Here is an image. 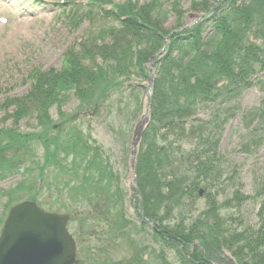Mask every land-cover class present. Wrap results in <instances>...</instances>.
Wrapping results in <instances>:
<instances>
[{
    "label": "trees",
    "instance_id": "1",
    "mask_svg": "<svg viewBox=\"0 0 264 264\" xmlns=\"http://www.w3.org/2000/svg\"><path fill=\"white\" fill-rule=\"evenodd\" d=\"M70 1L76 5L72 16L78 17L71 19L72 27L84 20L83 12L89 22L81 42L65 51L59 69H33L28 74L27 92L0 102V180L21 168L33 172L24 167V162L37 158L34 145L40 142L44 151L39 178H43L45 167H52L45 186L57 198L61 197L62 173L77 179L69 191L72 198L78 191L88 196L90 187L101 182L99 175L108 177L106 188L114 176L111 171L105 173L107 159L103 153L88 143L90 137L77 126L62 134L50 133V109L54 106L61 121L67 122L71 118L62 109L70 99H76L77 110H83L112 101L111 97L122 95L126 87L133 94L138 89L124 83L129 79L148 80L144 64L165 43L164 54L155 60L151 120L142 135L135 166L142 199L141 214L137 213L140 223L120 214L119 227L130 224L131 251L126 262L118 264H148L144 259L147 246L142 217L156 220L157 209L165 204L169 211L176 209L177 218L172 223L164 222L168 219L164 210L158 218L159 226L152 227L150 235L171 249L179 264H213L222 257L223 249L229 250L238 264H264V175H253L252 194H244L241 183L235 184L236 165L225 164L217 148L222 126L233 115L229 111L232 108L227 110L223 104L253 85L264 95V0H220L210 14L179 32L172 31L185 24L188 11L206 14L216 0ZM183 1L188 2L187 9ZM84 5L88 10H83ZM170 15L174 22L167 28L164 24ZM98 18L105 24L92 25ZM120 101L113 100V106L120 105ZM209 104L215 108L207 120H194L185 127V119L195 113L196 106ZM25 117H33L32 126L39 130L22 132L18 121ZM241 119L246 132L239 149L251 154L264 142V97L258 107L242 111ZM256 119L259 121L249 131ZM169 131L175 133L174 142L187 139L194 145L182 150L181 144L166 141L165 133ZM225 173V180L235 185L231 196L218 203L210 189ZM22 183L23 179L18 184L24 187ZM185 183L189 184L187 191ZM201 186L207 190L206 207L189 223L188 210L195 209ZM106 190L105 195L109 192ZM6 194L10 197L12 192ZM36 196L37 190L32 198ZM250 199H256L259 208L256 220L245 222L238 212ZM220 206L229 209L227 215L221 213ZM98 213L107 220L109 211ZM158 256L161 264H175L163 249Z\"/></svg>",
    "mask_w": 264,
    "mask_h": 264
},
{
    "label": "rangeland",
    "instance_id": "2",
    "mask_svg": "<svg viewBox=\"0 0 264 264\" xmlns=\"http://www.w3.org/2000/svg\"><path fill=\"white\" fill-rule=\"evenodd\" d=\"M123 1L125 0H114V2ZM59 2V0H0V101L6 96L25 93L29 86V81H27L26 77L33 69L60 68L64 52L81 42L82 35L85 34L89 22L85 18L76 27H71L70 18H67L62 13L63 7L70 3H62V6H58ZM87 9L88 7H84V10ZM96 22L99 25L105 24L104 20L98 18L97 21L92 22V25H95ZM171 24L172 19L169 20L166 27ZM142 83L146 85L147 82L143 81ZM262 94L257 87H252L231 101V103H227L228 107L233 108L237 113L223 126L221 134L218 136L217 148L226 157L227 164H236L239 168L236 181L239 180L242 183V191L245 194L252 192V170L254 169L253 171L264 175V143L256 153L249 156L238 150L240 142L238 132L244 128L238 131L240 124L239 112L242 109L257 106ZM119 95L118 93L117 97H111V100L116 101L121 99L120 106L115 104L112 107V101L107 100L94 114L88 112V114L79 115V117L74 116L78 101L70 99L64 106L63 111L66 112V115L71 116L72 120L64 122L62 127H64V131L73 129L75 126L82 128L85 133H88L95 139L92 143H96L102 147L103 151L107 154L111 167L118 174V185L122 189L124 201L122 208H125L130 217H134V206L132 204L135 203L136 196L134 197L130 194V184L133 180L129 159L130 152L128 148L126 150L122 146V140L123 135H126L128 146H130L132 128L140 117L139 115L144 112L146 97L144 91L141 92L139 97L135 92L133 93L135 96L129 95L127 87L123 90L121 97ZM139 101H141V104L138 103ZM208 111V107L205 106L198 110L197 117L201 119L206 118ZM50 114L56 124L60 123L62 119L55 107L51 108ZM66 115L65 117H67ZM30 123V120L25 119L19 124L23 131H32ZM129 123V129L125 134ZM255 124L256 121L253 122L252 126ZM168 137L172 139L174 136L170 133ZM186 145L188 146L187 142H185L184 146ZM34 151L40 156L42 146L35 144ZM126 152L127 156L125 157ZM29 163L33 167L36 166L30 160ZM43 173L45 181V171ZM225 177L226 175L223 174L222 178L214 182L211 188V193H216V199L219 203L231 195L235 185L234 182L230 183L226 181ZM16 182V178L0 181V188L9 189L14 187L17 184ZM42 187L43 191L38 193L37 196V201L42 207L52 210L59 209V211L67 210L73 213V218L68 228L76 241L77 249H86V253L77 254V258L83 264H93L94 262L91 259L94 256L103 261H119L128 256L130 247L126 237H119L116 241L110 240V237L106 236L105 233L107 232L106 223H103L98 217L96 218L94 214H87L90 206L87 205L86 198L75 206L76 203L71 202L70 199L69 201L64 196L63 199L67 198L65 199V206L59 208L61 203L56 197L57 194L55 195L54 191H52L53 197L49 198V190L45 189V184ZM10 195L13 200L23 198L14 197L13 193ZM20 195L27 196V193L23 192ZM196 198L195 212L197 213L206 207V197L202 194L201 197L198 196ZM5 200L6 198L0 197V224L3 219L4 209L6 208ZM258 207L259 204L255 200L251 199L247 201L242 208L243 216L253 221ZM221 211L224 214L227 209L222 207ZM173 217H175V214L169 221H173L175 219ZM100 229L102 230L101 232H99ZM79 232L81 235H79ZM149 235L143 236L144 239H147L146 244L152 249H156L157 252L160 251L162 244L151 242ZM150 253H152V250L148 248L146 257L149 264L151 262L161 264ZM225 253L230 255V252L226 249ZM166 254L168 255V260L179 263L173 251L166 250ZM225 260L228 263L233 261L229 257Z\"/></svg>",
    "mask_w": 264,
    "mask_h": 264
},
{
    "label": "water",
    "instance_id": "3",
    "mask_svg": "<svg viewBox=\"0 0 264 264\" xmlns=\"http://www.w3.org/2000/svg\"><path fill=\"white\" fill-rule=\"evenodd\" d=\"M146 120L144 116L135 126L132 148ZM68 219L67 214L44 211L29 200L12 206L0 234V264H72L75 243L66 229Z\"/></svg>",
    "mask_w": 264,
    "mask_h": 264
}]
</instances>
